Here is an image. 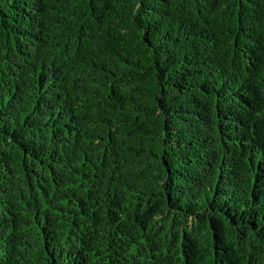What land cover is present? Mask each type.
I'll return each mask as SVG.
<instances>
[{
    "label": "trees",
    "instance_id": "1",
    "mask_svg": "<svg viewBox=\"0 0 264 264\" xmlns=\"http://www.w3.org/2000/svg\"><path fill=\"white\" fill-rule=\"evenodd\" d=\"M0 264H264V0H0Z\"/></svg>",
    "mask_w": 264,
    "mask_h": 264
}]
</instances>
